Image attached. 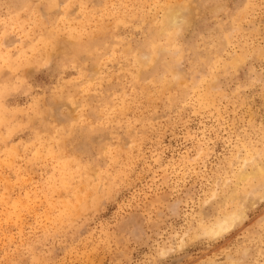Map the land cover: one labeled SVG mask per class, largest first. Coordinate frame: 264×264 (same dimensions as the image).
I'll list each match as a JSON object with an SVG mask.
<instances>
[{
    "label": "rangeland",
    "instance_id": "1",
    "mask_svg": "<svg viewBox=\"0 0 264 264\" xmlns=\"http://www.w3.org/2000/svg\"><path fill=\"white\" fill-rule=\"evenodd\" d=\"M86 2L99 11L104 4H157L149 23L162 38L172 32L175 43L190 56L197 49L206 51L213 38L219 43L220 25L230 27L232 15L247 0ZM23 3L0 0V31L5 26L12 31L31 19L36 25L35 43L40 39L39 16L25 11ZM220 3L225 11H218ZM175 6H187V13L179 25L165 27L164 18ZM262 24L260 16L252 21L256 28ZM243 27L247 31L249 25ZM237 39L232 42L236 44ZM259 47L255 34L246 46L243 41L237 45V58L253 56L229 82L248 81L253 70L259 73L264 68ZM110 70L119 73L120 65L109 62L102 75ZM57 79L58 74L50 76L43 85L33 86L32 92L40 97L43 113L37 123L43 120L48 125L41 135L59 142L64 152L62 162L44 177L51 176L57 190L51 206L46 203L41 209V237L47 241L34 247L35 255L58 264H264V96L259 86L246 89L243 98L212 93L207 111L177 131L163 122L162 115L157 116L155 141L150 136L141 144L135 128L127 123L115 128L100 124L99 108L110 95L107 82L103 96L89 98V123L73 126L78 117L68 96L78 107L79 92L71 89L63 97L54 96ZM123 119L127 122L130 117ZM113 132L118 140L113 139ZM0 135H7V129H0ZM117 144L118 150L109 155V148ZM5 235L13 237L0 230V260L31 264V254L22 249L13 255L19 236L5 249ZM21 246L27 247L28 241Z\"/></svg>",
    "mask_w": 264,
    "mask_h": 264
},
{
    "label": "snow or ice",
    "instance_id": "2",
    "mask_svg": "<svg viewBox=\"0 0 264 264\" xmlns=\"http://www.w3.org/2000/svg\"><path fill=\"white\" fill-rule=\"evenodd\" d=\"M157 6L122 2L104 4L99 11L86 0H48L42 4L24 0L23 9L39 16L40 39L33 43L36 25L31 19L12 31L7 26L0 31V129H7V135H0V230L13 234L12 239L5 235V249L19 236L13 255L22 249L31 254V264H58L57 260H42L33 252L36 245L47 241L41 237L40 214L46 203L51 206L57 190L53 178L44 177L64 157L59 142L52 143L41 135L48 125L43 120L37 123L43 113L40 97L32 94L33 86L43 85L58 74L52 94L63 97L71 89L79 92L78 107L71 95L68 101L77 111L73 126H83L89 123V98L103 96L107 82L110 95L99 108L103 115L100 124L115 128L127 123L130 129L135 128L141 144L150 136L155 141L157 116L162 115L173 131L180 130L207 111L212 93L243 98L246 89L259 86L264 96V68L259 73L253 70L248 81L235 85L229 82L253 56L236 57L234 49L241 41L246 46L253 34L258 36V55L264 60V24L252 26L257 16L264 18V0L243 3L232 15L230 27L220 25L223 35L219 43L213 38L206 51L197 49L190 56L175 43L172 32L162 38L149 23ZM218 11H225L222 3ZM244 24L249 25L247 31ZM233 38H238L236 44ZM109 62L119 64L120 72L110 70L102 75ZM27 97H31L30 103ZM124 116L130 119L126 122ZM25 136L27 140L21 138ZM113 139L118 140L115 132ZM118 148V144L110 147L108 154ZM153 155L159 160L156 153ZM25 240L28 246L22 247ZM0 264L5 261L0 260Z\"/></svg>",
    "mask_w": 264,
    "mask_h": 264
},
{
    "label": "bare ground",
    "instance_id": "3",
    "mask_svg": "<svg viewBox=\"0 0 264 264\" xmlns=\"http://www.w3.org/2000/svg\"><path fill=\"white\" fill-rule=\"evenodd\" d=\"M187 9V6H185L184 8L175 6L174 8L169 9L168 13L166 14V17L164 18V26L170 28L174 25H179L178 22L183 19Z\"/></svg>",
    "mask_w": 264,
    "mask_h": 264
}]
</instances>
